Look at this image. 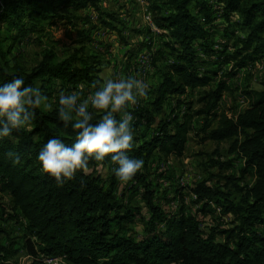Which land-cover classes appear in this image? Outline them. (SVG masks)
<instances>
[{
    "label": "trees",
    "instance_id": "obj_1",
    "mask_svg": "<svg viewBox=\"0 0 264 264\" xmlns=\"http://www.w3.org/2000/svg\"><path fill=\"white\" fill-rule=\"evenodd\" d=\"M99 1L0 0V85L21 76L25 85L36 86L39 82L42 92L49 95L94 82L99 62L82 50L58 59L52 46L45 47L30 70L16 62L9 64L8 56L14 42L30 33L43 36L45 28L58 19H73L70 14L55 11L56 3L76 13L88 5L98 9ZM213 4H217L215 12ZM148 9L156 29L144 30L150 40L141 45L152 57V67L162 63L165 51L169 58L159 68L160 78L151 88L148 106L137 105L131 110L136 118L133 131L141 124L151 129L141 134L139 141L134 140L136 147L129 153L144 164L154 151L163 157L180 156L192 129L190 102L185 103L184 112L179 100L166 112L163 103L168 96L182 95L187 88L209 86L212 75L223 64L232 63L226 74L234 75L264 58V0H156ZM217 11L227 20L236 14L240 34H223L222 48L214 49L212 19ZM73 16L89 22L82 14ZM154 35L160 36L161 48H154ZM7 40L10 44L5 45ZM212 54L216 57L209 63L207 58ZM207 64L215 68L200 71ZM230 90L228 83L219 78L203 91L198 98L201 106L194 113L216 118V126L206 137L214 141L232 139L229 151L244 161L238 178L250 174L254 181L239 185L234 176H224L222 188L212 187L206 180L190 187L196 195L194 201L200 203L197 211L205 214L214 203L222 214L232 216L229 228H212L210 233H205L200 220L193 213L185 214L182 207L165 214L154 201L158 182L149 180L143 169L127 183L131 194H139L149 211L136 239L128 233L127 225L139 209L123 207L118 201L114 190L120 181L110 159L104 162L108 170L103 174L77 173L75 179L63 184L44 173L37 160L42 145L53 137L63 139L68 146L75 141L76 132L71 126L65 128L58 118L59 106L37 109L31 130L14 131L10 138L0 139V218L5 214L17 220L19 215L24 218L23 246L32 256L29 264H46L43 257L59 255L67 264H264V234L257 230L264 228V90H243L247 107L228 116L216 109L224 92ZM9 153L18 156L20 162L13 163ZM213 163L222 169L233 162ZM233 192L239 195L237 201L231 199ZM4 193L9 196V206L1 201ZM5 233L0 227V235ZM13 242H0V264H13L9 259L16 251Z\"/></svg>",
    "mask_w": 264,
    "mask_h": 264
},
{
    "label": "rangeland",
    "instance_id": "obj_2",
    "mask_svg": "<svg viewBox=\"0 0 264 264\" xmlns=\"http://www.w3.org/2000/svg\"><path fill=\"white\" fill-rule=\"evenodd\" d=\"M154 1L156 0H100L97 4L98 9L88 5L76 13L71 8L56 3L53 6L55 11L70 14L73 19L70 21L69 19H58L54 25L45 28L43 36L30 33L20 42H14L8 56L9 64L16 62L25 70H30L40 60L42 49L48 46L53 47L58 59L65 58L74 51L82 50L91 60L99 62V64H96L98 75L102 69H106L114 74L113 78L134 76L143 79L152 88L159 81L161 64H164V61L169 58L167 51H165L167 54H164L165 57L163 56L162 63L157 62V67H152L151 56L147 61H143L141 57L144 52H147L146 47L141 44H148L150 40L149 34L144 31L147 27H150L145 15L151 2ZM157 1L160 2V0ZM213 5L215 12L217 4ZM192 11L195 12L194 9ZM218 11L215 13L216 17L212 19L214 20L212 25L214 49L222 48L223 34L230 32H233L234 36L240 34L239 26H237L239 17L232 14L227 20ZM73 14H82L88 18L89 22L84 23V20L74 17ZM153 29L155 30V28ZM159 39V35H154L152 38L154 48L157 45L161 48L162 44L158 41ZM4 44L8 45L10 41L7 40ZM229 50L231 51V49ZM215 57L216 55L212 54L207 58L209 63L215 60ZM255 62L256 64L251 63L250 68L239 69L234 75L226 74L231 70L232 63L223 64L217 69V73L212 75V82L209 86L187 88L182 95L168 96L163 103V109L166 112L170 111L172 107L174 108L177 100L182 102L181 111L184 112L185 103L190 102L192 129L187 134L185 147L180 156L169 155L163 157L158 151H154L148 162L143 164L142 169L146 177L149 180L158 182L155 187L157 190L155 189L154 201L157 202L162 211L165 214H171L182 207L185 214L193 213L200 220L199 226L205 233H210L212 228H229L232 224V216L222 214L220 208L214 203L210 204L205 214L197 211L198 203L191 196L190 187L201 180H206V183L210 186L222 188L226 181L224 176H234L236 178L234 181L239 185H250L253 183L254 177L245 174L242 178H238L244 161L237 158L234 152L229 151L232 139L214 141L206 137L207 132L216 126V118L212 116L205 118L195 114L194 111L201 106L198 98L203 91L215 85L219 78H223L231 90L224 92L218 103L217 112H225L228 116H233L234 113L247 107L248 98L243 94V90H264V58ZM205 68L212 69L215 67L212 64H207L204 69L201 67L200 71L205 70ZM89 85L80 84L73 89L64 91L71 93L81 88L84 89L85 94H90L92 89ZM59 92L55 91L47 95L48 104L51 107L44 109L49 110L59 106ZM148 95L150 99L140 101L139 106H148L151 100L150 92ZM135 120L136 118L134 122H136ZM205 125L206 129L201 131V128ZM150 130L144 124L139 125L137 131H133L134 140L139 141L140 135L146 134ZM228 160L233 162L232 165L222 169H218L213 163V161ZM103 168L104 171H107L108 165L103 164ZM114 194L123 207L135 206L139 209L133 222L127 225L128 233L136 239L143 230V220L148 218L149 211L139 194H131L127 184L124 185L119 182ZM231 196L234 201L239 198L238 193L235 192ZM1 201L8 205L10 202L9 196L6 193L2 194ZM9 211H11L10 207ZM3 216V218H0V227L4 228L6 233L0 235V242L6 244L9 241H14L13 246L16 249L9 258L10 262L13 264H29L32 256L27 254L26 248L23 246L26 240L24 218L19 215L17 220L8 217L7 214ZM257 230L264 234L263 227H259ZM217 238L222 240L223 237L217 234ZM58 264L64 263L59 261ZM65 264H67L66 261Z\"/></svg>",
    "mask_w": 264,
    "mask_h": 264
},
{
    "label": "clouds",
    "instance_id": "obj_3",
    "mask_svg": "<svg viewBox=\"0 0 264 264\" xmlns=\"http://www.w3.org/2000/svg\"><path fill=\"white\" fill-rule=\"evenodd\" d=\"M113 77L102 69L89 85L90 94L84 89L59 92L58 118L65 128L71 126L76 132L75 141L68 146L59 137L49 138L37 154L41 170L57 183L73 180L77 173L103 174L107 159L115 165L113 172L124 185L142 170L143 160L129 155L136 147L132 127L135 117L130 109L150 99L151 87L134 76ZM50 107L39 82L25 85L23 77L13 76L0 85V139L10 138L14 131L31 130L36 110ZM8 155L13 163L20 162L13 153Z\"/></svg>",
    "mask_w": 264,
    "mask_h": 264
},
{
    "label": "built area",
    "instance_id": "obj_4",
    "mask_svg": "<svg viewBox=\"0 0 264 264\" xmlns=\"http://www.w3.org/2000/svg\"><path fill=\"white\" fill-rule=\"evenodd\" d=\"M145 18H146L147 22L149 23L150 27L152 29L155 28L153 23H152V20H151V15H150L149 9H147V11H146ZM141 57H142L143 61H145V60L147 61L149 59V53L144 52ZM254 64H256V62H254ZM251 66H252V64H248V66H246L245 68L247 69V68H250ZM79 89H81V88H79ZM181 183H182V180H181ZM191 196L193 197V199L196 198V195L194 193H191ZM43 261L47 264H58L59 261H62L65 264V259L63 256H55V257L47 256V257L43 258Z\"/></svg>",
    "mask_w": 264,
    "mask_h": 264
}]
</instances>
